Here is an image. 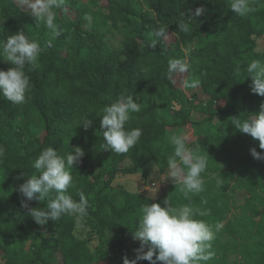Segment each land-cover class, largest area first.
I'll return each instance as SVG.
<instances>
[{
    "label": "trees",
    "instance_id": "1",
    "mask_svg": "<svg viewBox=\"0 0 264 264\" xmlns=\"http://www.w3.org/2000/svg\"><path fill=\"white\" fill-rule=\"evenodd\" d=\"M249 1L254 11L239 16L230 10V0H107L98 9L84 6L81 0H62L61 7L54 9L61 33L57 36L36 21L23 0H0V41L22 31L42 48L38 66L24 69L30 81L26 102L13 104L0 95V147L4 149L0 254L5 264H55L57 252L64 264L110 261L106 244L115 256L127 250L141 205L157 202L163 207L165 198L174 206L190 204L206 211L196 219L213 228L222 225L211 242L214 256L206 264H264V160L254 159L249 151L264 149L229 123L232 116L254 115L264 102V97L251 92V77L245 71L253 59L264 61V52L258 51V39L264 37V3ZM200 6L205 12L189 22V9ZM65 9L76 17L63 13ZM179 23H188L189 30L181 31ZM107 24L122 35L120 46L108 39L103 30ZM161 26L168 33L152 48L149 34ZM197 40L204 43L191 50L189 75L199 78L206 97L190 106L180 101L171 119L170 104L161 111L157 101L162 85L175 87L168 53L172 50L178 57ZM10 66L0 58V69ZM121 96H133L141 106L125 127L142 130L137 144L123 154L102 149V117L97 115ZM88 119L94 122L87 130L78 125ZM187 125L194 128L187 146L207 159L201 192L185 196L181 186L170 181L163 183L154 200L146 192L112 186L118 174L137 173L144 163L156 162L163 172L169 169L173 147L168 128ZM74 146L82 147L85 154L70 170L74 186L68 194L78 200L83 192L89 201V219L84 224L94 234L87 237L75 234V215L37 224L26 215L21 206L24 198L17 190L24 178L16 177L22 172L26 178L36 174L32 164L42 150L53 147L66 157ZM127 159L132 166H122ZM239 191L245 197L240 205L235 198ZM46 205L47 200L29 202L30 207ZM108 234H120L122 239L110 240Z\"/></svg>",
    "mask_w": 264,
    "mask_h": 264
},
{
    "label": "clouds",
    "instance_id": "2",
    "mask_svg": "<svg viewBox=\"0 0 264 264\" xmlns=\"http://www.w3.org/2000/svg\"><path fill=\"white\" fill-rule=\"evenodd\" d=\"M62 0H34L29 4L32 15L37 22L52 30L59 36V25L56 23L54 9L61 7ZM230 10L245 16L254 9L249 0H230ZM205 12L203 6L189 9L186 14L189 22L197 19ZM178 28L187 32L188 23H179ZM167 27L161 26L149 34L150 47L155 48L160 38L167 34ZM51 43H49V47ZM42 52L40 43L35 39H29L24 32L18 31L9 35L6 40L0 41V58L8 62L9 68L0 69V95L13 104L26 102V93L30 91L29 77L25 74V66H38ZM190 65L181 59H170L168 62L169 72H187ZM246 77H251L249 85L252 93L264 97V61L253 59L245 68ZM239 66L235 74L239 75ZM199 80L184 81L185 88H195ZM141 106L133 99V96H121L115 102L105 106L97 114L101 116L100 129L104 137V147L111 152L127 153L139 141L142 130L139 128L128 129L125 127L133 113H138ZM88 119L78 125H83L87 130L93 124ZM235 130L249 134L259 141V148L264 149V102L254 115L246 119L240 116L230 117L229 122ZM186 134L172 135L169 143L173 147L172 154L168 157V177L172 178L175 186L179 184L180 191L185 196L188 193H199L204 188L202 173L206 170L207 159L204 155L196 154L187 146ZM250 154L254 159L264 160V152L250 148ZM4 154L0 147V157ZM84 150L80 146H74L71 151L62 157L55 148L48 147L40 152L33 161L32 167L37 170L30 177L22 172L16 179H23L18 185V192L24 199L21 206L27 209L26 215L31 216L39 225H45L49 220L58 221L63 215H78L83 217L88 210L89 201L83 192H79V199L74 200L68 194V189L74 186L71 169L78 164L84 156ZM55 194V195H53ZM47 200L46 208L30 207L31 201ZM160 203L152 202L141 205L137 216L138 223L132 231L133 240L139 241L134 259L127 256L123 264H137L138 261L146 260L150 264H206L214 256L211 251L212 241L216 232L222 225L217 223L214 228L196 216L207 215L206 211L193 208L190 204L174 206L168 198ZM145 248L147 250H145Z\"/></svg>",
    "mask_w": 264,
    "mask_h": 264
},
{
    "label": "rangeland",
    "instance_id": "3",
    "mask_svg": "<svg viewBox=\"0 0 264 264\" xmlns=\"http://www.w3.org/2000/svg\"><path fill=\"white\" fill-rule=\"evenodd\" d=\"M84 6H89L91 9H98L104 6V3L107 0H81ZM34 2V0H23V3L26 6H29L30 3ZM259 5H262L264 2L263 0H255ZM250 6L253 4L252 1H249ZM68 12L71 14L72 18L76 17V13L70 9H65L63 13ZM111 24H107L103 30H107V37L110 41L114 44V46H120L123 37L122 35L114 30L110 29ZM169 41H174V36L170 35L168 37ZM204 43L203 40H197L192 43L189 47L183 48L182 53L177 57V55L172 52V50L168 53V57L170 59H181L188 62V59L191 54V50L197 48L198 46ZM258 51L264 52V37L258 39ZM172 80L175 83L174 89H169L167 86H161V95L158 96V106L161 111L165 109L164 105L167 104L169 106L168 113L170 118L172 119L175 116V112L177 109L180 108V101L185 100L187 105L190 106L193 103L197 104L200 99H204L206 96L201 93V86L198 84L195 88H185L184 81L188 80H199L197 76H190L189 70L187 72H173ZM196 94L199 99L193 97ZM186 134L188 140L191 141L194 138V128L191 125H187L185 127H173L170 126L168 128V136L171 137L172 135H179V134ZM133 163L130 159L125 160L122 163L124 167H130ZM169 169L163 172L156 162L144 163L141 165L140 169L137 173L134 174H123L120 173L113 181V187L122 186L127 188L129 191L132 192H146L151 198L156 200L162 191L163 183L173 181L172 178L168 177ZM236 202L238 205L243 204L244 202V194L242 191H239L235 196ZM237 211V210H236ZM77 219V226L75 230V234L81 235L82 237H87L90 234H94L91 231V228L85 225L84 223L89 219L88 214H85L83 217L75 215ZM108 238L110 240H118L122 239L120 234H108ZM96 243L94 241L93 245ZM106 249H110L111 260H106L101 263L97 264H123V259L127 256L129 259H134L136 256V249L139 248V241L133 240L128 243L127 250L125 251H118L117 256H115L114 251L110 248L109 244H106ZM145 250H147L145 248ZM115 256V257H114ZM2 255L0 254V264H5V261L2 259ZM146 260L138 261L137 264H143L141 262ZM55 264H64L63 256L60 252L56 253L55 257Z\"/></svg>",
    "mask_w": 264,
    "mask_h": 264
}]
</instances>
